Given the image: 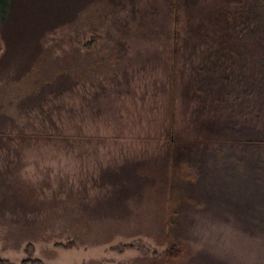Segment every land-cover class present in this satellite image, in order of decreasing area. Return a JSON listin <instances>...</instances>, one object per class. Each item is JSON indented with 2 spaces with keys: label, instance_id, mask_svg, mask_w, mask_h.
I'll return each mask as SVG.
<instances>
[{
  "label": "rangeland",
  "instance_id": "374dc122",
  "mask_svg": "<svg viewBox=\"0 0 264 264\" xmlns=\"http://www.w3.org/2000/svg\"><path fill=\"white\" fill-rule=\"evenodd\" d=\"M257 1L9 0L0 10V264H168L175 159L193 142L217 147L229 114L257 123L259 104H242L241 90L205 105L191 87L225 32L246 40L253 67L262 51L244 16ZM255 224L212 204L181 205L184 264H264Z\"/></svg>",
  "mask_w": 264,
  "mask_h": 264
},
{
  "label": "trees",
  "instance_id": "16d2710c",
  "mask_svg": "<svg viewBox=\"0 0 264 264\" xmlns=\"http://www.w3.org/2000/svg\"><path fill=\"white\" fill-rule=\"evenodd\" d=\"M8 8L9 0H0L1 13L5 14ZM244 19L245 30L255 36L256 46L262 51L252 54L253 67L247 63L249 51L243 50L247 49L246 40L243 43V39L225 32L220 35L218 48L209 52L207 61L197 70L191 87L194 99L205 105L209 98L214 104L223 105L232 93L241 90L242 104L248 97L259 104V113L254 117L257 123L252 128L246 118L239 121L229 114L225 126L220 128L223 138L217 147L193 142L185 154L175 159L169 204L168 264H184L189 254L175 228L181 205L203 208L212 204L236 216L248 217L255 225H264V0L250 5ZM210 44L214 45L212 41ZM241 84L244 86L240 89ZM238 206L247 208L240 212ZM22 264L42 263L25 260Z\"/></svg>",
  "mask_w": 264,
  "mask_h": 264
}]
</instances>
